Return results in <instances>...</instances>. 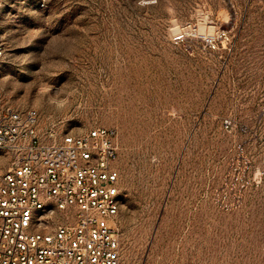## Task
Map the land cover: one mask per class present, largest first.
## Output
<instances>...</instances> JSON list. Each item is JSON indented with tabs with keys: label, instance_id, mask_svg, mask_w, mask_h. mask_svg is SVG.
<instances>
[{
	"label": "rangeland",
	"instance_id": "rangeland-1",
	"mask_svg": "<svg viewBox=\"0 0 264 264\" xmlns=\"http://www.w3.org/2000/svg\"><path fill=\"white\" fill-rule=\"evenodd\" d=\"M0 41L1 104L117 131L122 264H264V0H1Z\"/></svg>",
	"mask_w": 264,
	"mask_h": 264
},
{
	"label": "built area",
	"instance_id": "built-area-1",
	"mask_svg": "<svg viewBox=\"0 0 264 264\" xmlns=\"http://www.w3.org/2000/svg\"><path fill=\"white\" fill-rule=\"evenodd\" d=\"M117 158L114 128L59 135L0 103V264H122Z\"/></svg>",
	"mask_w": 264,
	"mask_h": 264
}]
</instances>
